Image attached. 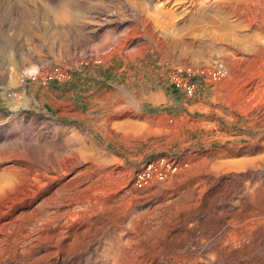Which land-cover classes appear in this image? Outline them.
<instances>
[{
	"label": "rangeland",
	"instance_id": "1",
	"mask_svg": "<svg viewBox=\"0 0 264 264\" xmlns=\"http://www.w3.org/2000/svg\"><path fill=\"white\" fill-rule=\"evenodd\" d=\"M115 1L0 0V152L4 136L54 135L63 149L71 143L58 157L88 154L81 164L98 170L84 176L119 194L126 212L142 218L173 198L209 210L226 186L220 164L254 157L263 139L264 0H142L137 13ZM113 28L115 41L101 45ZM215 62L224 76L192 79L191 94L170 84L176 68ZM30 65L35 78H18ZM54 65L69 77L43 94L40 77ZM176 106L184 112L168 110ZM162 153L188 165L136 189L134 169Z\"/></svg>",
	"mask_w": 264,
	"mask_h": 264
},
{
	"label": "bare ground",
	"instance_id": "2",
	"mask_svg": "<svg viewBox=\"0 0 264 264\" xmlns=\"http://www.w3.org/2000/svg\"><path fill=\"white\" fill-rule=\"evenodd\" d=\"M115 2L134 13L133 6L143 4ZM120 21L122 35L125 19ZM115 31L108 30L101 45L114 40ZM23 53L14 51L7 58L13 61ZM36 71L35 65L21 68L18 78ZM262 136L254 143V157L220 164L219 180L223 178L226 186L214 196L209 210L173 198L142 218L122 210L119 194L98 188L84 176L98 170L93 162L81 164L88 155L84 151L67 161L58 157L71 143L63 149L59 138L41 133L4 136L0 264H264Z\"/></svg>",
	"mask_w": 264,
	"mask_h": 264
},
{
	"label": "built area",
	"instance_id": "3",
	"mask_svg": "<svg viewBox=\"0 0 264 264\" xmlns=\"http://www.w3.org/2000/svg\"><path fill=\"white\" fill-rule=\"evenodd\" d=\"M225 74V67L221 62H215L208 68L197 66H184L176 68L170 75V84L173 87L182 88L186 94H191L195 88L192 79L207 76L212 80L220 79ZM27 77L35 78L34 74ZM69 77L67 69L61 65H54L45 70L40 77L41 83L47 85L48 82H62ZM188 161L178 158L171 153H162L146 159L132 175V183L136 189H142L149 184L162 181L186 167Z\"/></svg>",
	"mask_w": 264,
	"mask_h": 264
},
{
	"label": "trees",
	"instance_id": "4",
	"mask_svg": "<svg viewBox=\"0 0 264 264\" xmlns=\"http://www.w3.org/2000/svg\"><path fill=\"white\" fill-rule=\"evenodd\" d=\"M166 91L167 92H171L169 90V88H166ZM161 108L159 107H154V108H149L148 111H151V112H155V111H160ZM168 110L170 111H180V112H184V109L183 108H180L179 106H176V107H171V108H168ZM56 121L58 122H69V120L67 118H63V117H57L55 118Z\"/></svg>",
	"mask_w": 264,
	"mask_h": 264
},
{
	"label": "crops",
	"instance_id": "5",
	"mask_svg": "<svg viewBox=\"0 0 264 264\" xmlns=\"http://www.w3.org/2000/svg\"><path fill=\"white\" fill-rule=\"evenodd\" d=\"M40 90L42 91L43 94H46V93L49 92V86L48 85H44ZM38 97L41 98L42 96L39 95ZM158 99L161 100L162 98H158Z\"/></svg>",
	"mask_w": 264,
	"mask_h": 264
}]
</instances>
